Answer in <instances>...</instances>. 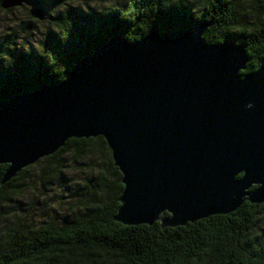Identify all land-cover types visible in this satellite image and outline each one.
<instances>
[{
	"label": "water",
	"instance_id": "95a60500",
	"mask_svg": "<svg viewBox=\"0 0 264 264\" xmlns=\"http://www.w3.org/2000/svg\"><path fill=\"white\" fill-rule=\"evenodd\" d=\"M209 25L112 38L64 80L1 102V183L70 138L102 136L122 174L114 219L125 225H185L262 203L264 63L240 74L246 45L205 42Z\"/></svg>",
	"mask_w": 264,
	"mask_h": 264
},
{
	"label": "trees",
	"instance_id": "16d2710c",
	"mask_svg": "<svg viewBox=\"0 0 264 264\" xmlns=\"http://www.w3.org/2000/svg\"><path fill=\"white\" fill-rule=\"evenodd\" d=\"M2 1L5 15L28 2L44 17L27 9V20L0 34V103L64 80L112 38L136 41L202 21L210 22L205 42L246 45L249 60L240 74L264 63V0H23L9 8ZM42 21L41 36L33 35ZM7 166L0 164V264H264V201L178 226L116 221L124 185L102 136L70 138L2 184ZM69 168L82 181L73 180L66 209L55 206L47 218L30 220L18 200L35 190L28 172L35 169L36 182L45 184Z\"/></svg>",
	"mask_w": 264,
	"mask_h": 264
},
{
	"label": "rangeland",
	"instance_id": "374dc122",
	"mask_svg": "<svg viewBox=\"0 0 264 264\" xmlns=\"http://www.w3.org/2000/svg\"><path fill=\"white\" fill-rule=\"evenodd\" d=\"M91 4H93V2H91ZM21 5L22 3L15 6ZM24 6L26 10H16L12 14L5 15L3 12H0V34L14 27L15 24L27 20V9L31 13L33 10L38 9L28 2ZM36 28L37 29L33 35L37 34L41 36L40 32L45 28L44 22L42 21V23H38ZM28 176L30 179L27 177L26 180L29 184L33 181L34 184L36 183V186L34 187L35 190L26 189L23 196L18 200L21 202V206L25 207V212L28 215V218L36 222L47 218L48 215L52 213L55 206L58 210H65L67 203L71 200V198L68 197V194L72 191V188L69 187L73 185V180L77 182L82 181L81 173L77 172L74 168H69V171L55 182H46L45 184H42L39 181L36 182L38 174L35 169L30 170ZM25 183L26 182L23 184ZM32 202L33 204L29 207L27 204Z\"/></svg>",
	"mask_w": 264,
	"mask_h": 264
}]
</instances>
